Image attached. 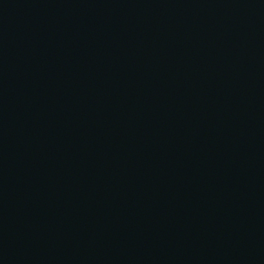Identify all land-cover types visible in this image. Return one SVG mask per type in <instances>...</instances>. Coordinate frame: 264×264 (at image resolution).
Returning a JSON list of instances; mask_svg holds the SVG:
<instances>
[{
	"label": "water",
	"instance_id": "obj_1",
	"mask_svg": "<svg viewBox=\"0 0 264 264\" xmlns=\"http://www.w3.org/2000/svg\"><path fill=\"white\" fill-rule=\"evenodd\" d=\"M0 264H264V0H0Z\"/></svg>",
	"mask_w": 264,
	"mask_h": 264
}]
</instances>
